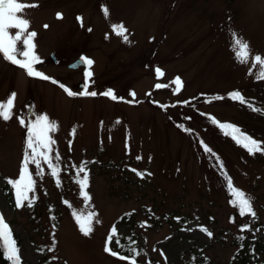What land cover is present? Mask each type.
I'll use <instances>...</instances> for the list:
<instances>
[{
	"label": "rangeland",
	"instance_id": "rangeland-1",
	"mask_svg": "<svg viewBox=\"0 0 264 264\" xmlns=\"http://www.w3.org/2000/svg\"><path fill=\"white\" fill-rule=\"evenodd\" d=\"M22 2L35 5L23 18L36 33L35 68L50 79L0 53V103L15 93L11 118H0V216L18 234L20 264H264V79L254 61L264 59V0ZM121 24L127 41L113 30ZM234 34L249 46L246 63ZM81 54L94 59L96 96L79 95L84 65L66 66ZM109 89L117 99L102 94ZM40 115L56 124L49 155L59 174L43 158L39 169L30 163L33 191L17 207L9 181L31 151L26 125ZM219 123L262 151L250 154ZM229 179L255 216L234 214ZM74 213L94 214L88 235Z\"/></svg>",
	"mask_w": 264,
	"mask_h": 264
},
{
	"label": "snow or ice",
	"instance_id": "snow-or-ice-1",
	"mask_svg": "<svg viewBox=\"0 0 264 264\" xmlns=\"http://www.w3.org/2000/svg\"><path fill=\"white\" fill-rule=\"evenodd\" d=\"M34 6L35 5L25 4L22 2V0H0V53L3 54L5 59L11 61L13 64H18L21 68L25 69L28 76H34L44 80H48L50 79L48 76L36 70L35 68V65L40 63L39 57L35 55L34 51L35 45L33 43V38L36 36V33L27 32L29 21L26 18H23L24 10L26 8ZM104 12L107 16V9H104ZM112 27L113 30L118 35L122 36L125 41L128 40L127 35H125L127 29L122 24L113 25ZM13 28L17 29L14 35L9 31ZM234 48L236 49L235 54L237 59L241 63H246L249 46L247 42L239 38H235V34ZM18 57H22V59ZM80 59L83 64L88 66V68H90L93 64V61L86 57H81ZM254 61L261 66V72L258 74V78L264 79V59H262L260 56H256L254 58ZM156 71L158 74H162L160 73L159 69H157ZM84 76L85 83L82 86L83 90L79 93V95L96 96L97 93L95 91L88 90L92 72L86 70ZM53 83H56V81H53ZM173 83L176 85L175 91L178 92L182 87L180 78L176 77ZM161 86L162 85H157V87ZM61 87H63V85H61ZM64 90L70 96L76 94L69 91L67 88H65ZM102 94L112 98L113 100L117 99V96L111 89ZM131 95L135 96V93H132ZM229 95L232 99L244 103V97L241 96L239 92H233ZM14 98L15 93H13L12 96L7 99L6 103H0V118L4 120H9L11 118ZM216 99H220V97H216ZM212 122L218 123L215 119H213ZM20 123L22 125H25V121L22 119L20 120ZM26 126V148L31 151L30 153L28 151L25 152L24 160L22 161L20 177L16 180L9 181V183H11L13 188L15 189L17 207L23 206L24 201L29 200L28 194L33 191L34 180L32 179L31 174H29L28 172V165L30 163L36 164L37 169H39V158H43V160L49 165L51 175L53 177H58L59 174L58 164H54L52 158H50L49 155V153L52 152L51 146L55 143L49 133L56 130L55 122H50L47 116L40 115L37 116L34 121L29 122ZM218 126L222 130H225L226 135H231L232 138L238 144H241L245 149H247L250 154L262 151V148L258 141L252 139L246 134L241 133L236 126L224 123H219ZM41 149H43V151H41ZM204 150L206 152H211V149L207 145H204ZM55 159L56 161H59L60 157L58 153L56 154ZM78 171L79 173L84 174L82 179L78 180L77 182L80 185L82 195H84L85 199H88V194L85 191L88 182L86 167L84 165H81L79 166ZM39 174L40 172L38 171L37 175ZM57 183H59L58 180ZM227 185L232 196L234 197L231 202L233 203V206H238L240 215L243 216L245 214H250L252 216H255L250 198H248L244 192L233 187V182L231 179L227 181ZM29 206L31 205L29 204ZM93 215V213H89L88 216H82L74 213V217L77 220L79 228L85 235H88V233L92 230L91 220ZM116 232L117 230L114 227L112 229V234L108 238L109 242L112 241L113 236L116 235ZM209 235H211V233H209ZM116 244L119 246V240H116ZM0 249L3 250V254L10 261V264H20L19 249L17 248L15 240L12 238V229L5 222V218L3 216H0ZM105 251L111 250L106 246ZM131 251L135 250L132 249ZM112 254L116 255L115 252H113ZM120 258L125 259V257L123 256H121ZM131 264H135L134 260L131 262Z\"/></svg>",
	"mask_w": 264,
	"mask_h": 264
},
{
	"label": "trees",
	"instance_id": "trees-1",
	"mask_svg": "<svg viewBox=\"0 0 264 264\" xmlns=\"http://www.w3.org/2000/svg\"><path fill=\"white\" fill-rule=\"evenodd\" d=\"M6 189H8V188H6ZM7 192H8V190H7ZM8 196H9V194H8ZM229 199H230L229 200L230 202L234 199V197L232 196V194L230 195V198ZM11 200H12V197H11ZM231 205H233L232 202H231ZM235 208H237V209L234 212V214H238L239 216H241L240 213H239L238 206H235ZM12 238L15 240L16 245L18 247L19 246V242H20V239L18 237V234L17 235L16 234L14 235L13 232H12ZM254 259H256V257H254ZM0 264H10V261L4 256L2 249H0ZM261 264H263V263H261Z\"/></svg>",
	"mask_w": 264,
	"mask_h": 264
},
{
	"label": "water",
	"instance_id": "water-1",
	"mask_svg": "<svg viewBox=\"0 0 264 264\" xmlns=\"http://www.w3.org/2000/svg\"><path fill=\"white\" fill-rule=\"evenodd\" d=\"M50 56H51V58L56 59V57L54 56V53L50 54ZM81 57H83V56H80V57L74 59V61L73 62H70L68 64V66L70 68H74V67H77L79 64H83V62L80 59Z\"/></svg>",
	"mask_w": 264,
	"mask_h": 264
},
{
	"label": "flooded vegetation",
	"instance_id": "flooded-vegetation-1",
	"mask_svg": "<svg viewBox=\"0 0 264 264\" xmlns=\"http://www.w3.org/2000/svg\"><path fill=\"white\" fill-rule=\"evenodd\" d=\"M54 55H55V53H54ZM54 61H57V56H56V59H54ZM84 68V67H83ZM84 72H85V70H84Z\"/></svg>",
	"mask_w": 264,
	"mask_h": 264
}]
</instances>
